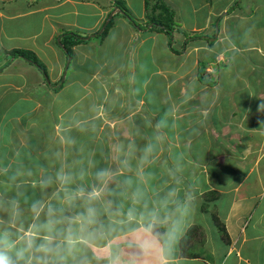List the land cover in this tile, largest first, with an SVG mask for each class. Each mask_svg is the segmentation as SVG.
Masks as SVG:
<instances>
[{"label":"crops","instance_id":"obj_1","mask_svg":"<svg viewBox=\"0 0 264 264\" xmlns=\"http://www.w3.org/2000/svg\"><path fill=\"white\" fill-rule=\"evenodd\" d=\"M163 1L173 8L177 17L182 14V1ZM188 1L190 7L185 8V14L194 16L189 30L206 32L205 36L201 41L191 44L192 37L182 36L179 26H175L173 36L175 41L183 39L184 43L180 44L183 50L173 47V50L168 51L170 42L166 34L161 33V30L143 31L141 28L149 21L148 13L157 12L152 9L153 3L147 8L145 0H0V67L5 64L0 68V135L8 134V128L11 129L9 134L13 132L19 135V125L23 131L19 136L20 142L18 138H12L0 143V234H10L16 247L21 248L26 246V234L33 232L36 236L35 245L27 253L32 258L31 264H37L36 258L41 256L47 264H56L53 259H56L54 256L57 251L47 255L35 251V247L44 242L45 237L51 239L54 249L55 243H64V254H68L69 259L76 254H83L89 256V261L97 263L96 259L91 258L98 257L94 254L102 253L99 264H110V261H115L116 264H264V109L260 110L261 105H264V91L259 94L263 103L255 106L245 103L242 105L245 109L238 114V105L233 98L228 109L216 98L219 94L217 82L212 88L205 83L203 87L194 88L195 90L185 86L186 78L190 79L191 76L202 80V63L207 66L221 56L228 59L227 54H232L231 52L257 50L263 58L260 64L258 61L257 63L264 69L263 42L257 43L255 40L247 45H226L228 40L233 43L232 34L235 30L241 32V28L231 31V19L242 17L243 24H248L250 18L255 17L253 24L258 26L263 23L257 13H264V2L246 0L242 4L243 0H240V3L234 5L237 0H226L220 5L217 3L219 0ZM203 9V16L198 18ZM129 11L133 13V19L139 23L140 28L136 29L134 22L124 13ZM110 18L114 22L102 37L100 33ZM217 19L220 26L216 28L214 20ZM255 30H259V27L252 31ZM66 33L82 38V41L71 47V57L60 43ZM257 34L258 31L254 34L256 38ZM240 40L243 42L242 35ZM147 43L150 47L146 48ZM157 44L163 46L162 53L166 55L171 53L182 57L185 53L193 52L197 56H194V69L192 67L185 71L191 75L184 76L185 73L180 74L172 66L169 69L168 65L163 71L158 69L162 78L172 79L170 82H174L175 78H185L173 89L170 83L164 90L161 88L157 97L159 102L155 106L158 108L159 104L164 105L167 97L183 107L180 109V117L175 115L172 118L170 109L165 111L166 116L172 120L169 128L177 127V137H172L171 141L176 145L167 149L177 161L175 164L168 163L170 168L167 166L165 176L162 172L163 176L158 183L156 179L159 172H155L149 182L147 180L143 184L131 176L144 170L131 167L136 166L137 161L139 164L144 161L147 164L145 169L156 171L158 167L153 161L157 159L158 149L162 150V144L170 143L165 138L159 139L161 134L154 135V125L143 121L140 118L142 113H137L142 108L144 110V106L149 110L153 109L152 99L147 96L148 82L152 80L153 74L144 77L141 89L138 88L137 79L144 70L143 66L140 67L139 59L146 49L150 48L151 63L160 62L158 57L153 56L156 47L160 46ZM16 50L31 51L44 68H40L34 59L28 60L16 55ZM203 56L212 58L202 61ZM215 75L217 77L218 72ZM202 77L213 79L206 77L205 72ZM63 91L67 95L76 94L68 105L66 103L69 99L65 100V104L57 100ZM224 91L234 95L232 89ZM194 94L199 95L202 101L193 100ZM186 95L190 98H186ZM206 95L212 98L204 101ZM44 97L47 99H43ZM49 98L51 103L57 100L60 105H55L56 114L49 110ZM187 99H190L187 103L192 102L193 105L196 102L197 106L193 105L192 110L184 108ZM214 108L219 111L232 109L230 115H226L223 129L221 125L218 126L221 116L215 111L211 115ZM36 112L52 115L54 126L47 124L40 128L37 119H33ZM30 124L32 131L27 134ZM123 124L128 125L130 132L126 136L122 131H117L121 130ZM231 127L235 133L226 135L224 130L229 131ZM36 130L41 133L43 143H46L40 149L36 143L39 141L38 136L30 139L36 135ZM194 131L197 136L209 137V142L224 137L230 146L217 152L215 156L208 155V161L200 166L197 156L193 159L186 157L193 143L183 139V133L191 134ZM98 133L104 137L106 134V139ZM168 137L169 135L166 138ZM123 145H126L127 151ZM149 148L150 151L147 150ZM236 150L237 158L235 165H232L229 159ZM146 152L148 155H145ZM132 160L135 162L130 164ZM189 163L192 165L191 169ZM214 163H219V167L223 166V173L217 174V169L212 172L211 165ZM79 168H86L87 171L81 172ZM30 171L38 172L33 176ZM78 174H88V182L81 185L79 178L73 179L76 183L68 178ZM119 174L131 181L132 187L123 190L120 186L123 184L119 182L116 188L115 181L111 180L116 176L118 178ZM53 176L64 178L56 181L51 179ZM201 177H205V180L200 184ZM172 179L174 183L170 182ZM163 180L167 182L165 186L162 184ZM107 187L111 188V193L112 190L126 193L113 203L127 201L128 206L106 205L111 203V200L105 201L110 196L105 191ZM54 189L56 192L51 194ZM43 190H49L47 194L51 195V206L64 214V220L54 218L48 211L45 212L46 216L42 214L49 219L47 230L42 226V221L36 228L35 220L38 218L33 212L36 207L34 204L39 200L37 192ZM94 192L96 195L90 196ZM85 198H102L106 203L104 207L112 210L103 219L104 222L107 218L111 219L107 227L104 225L101 230L95 231L91 226L92 222L89 223L85 216L88 207L80 205L79 210L77 204L84 202ZM197 198H200L199 202ZM135 199H140L142 208L134 205ZM186 200L192 206V211L186 218L187 232L175 242H170L165 235L172 220L168 215L175 219L178 215L177 204ZM213 216H217L224 224L227 231L225 238ZM62 221L65 226L63 235L57 230ZM154 222L160 224L162 232L158 231L159 235L153 232V239H157L159 243L155 254L146 262L132 241L135 235L142 233ZM73 224L81 226L75 234ZM39 228L43 231H37ZM201 231L206 233L203 238ZM186 235L191 238L188 239ZM58 238L62 239L58 241ZM196 238L201 239L199 243L206 248L208 257L189 250L188 246ZM213 240L221 241V246L216 245L217 243L213 246ZM109 254H112L111 259ZM10 255L15 259L14 251ZM19 264H24V261Z\"/></svg>","mask_w":264,"mask_h":264},{"label":"rangeland","instance_id":"obj_2","mask_svg":"<svg viewBox=\"0 0 264 264\" xmlns=\"http://www.w3.org/2000/svg\"><path fill=\"white\" fill-rule=\"evenodd\" d=\"M198 1L201 2V0H198ZM214 1H216V0H214ZM260 1L264 2V0H260ZM151 2H152V0H151ZM180 2L182 3V7L184 8V10H182V14H180L178 17L176 16V13H174V20L177 17V19L175 20V23H174V27L175 26H179L178 29H179V32L181 33L182 36L185 35V36H188V38L192 37L191 44H194L197 41H201L204 38L206 32H204V33L203 32H190L189 28L192 25L194 16H189V15L185 14V8L190 7L189 1L188 0H179L178 3H180ZM221 2H226V0H219L217 3L220 4ZM245 2H246V0H243L242 4H244ZM238 3H240V0H237L234 5H236ZM165 4L167 6H169L167 3H165ZM220 5H217V7H219ZM120 7L122 8V5ZM170 9L173 10V8H170ZM232 10H233V8H231V12H232ZM202 13H204V9L199 12L200 16L198 18L203 16ZM121 14H123L122 11H121ZM129 14L133 18L134 15H133V13L131 11H129ZM263 14L264 13H257V17L260 18V19L262 18V20H263L262 21L263 23L259 24L258 26L253 24V22L255 20V17L250 18L251 20L249 21L248 24H243V18L242 17H240L239 19L237 17H233V19H231V21H230V23L232 24V25H230L231 31H234V29H240L241 28V32H239L238 30H235V32H233V34H232V37H234L233 43H232V41L230 42L228 40L226 45H229V44L230 45H236L234 43H237L238 45H241L242 43H244L243 45H247L249 43H252L255 40H256L257 43L260 41V42H263V44H264V15ZM185 15H187V16H185ZM183 19H184V23H183ZM215 21H216V23H215ZM175 24H177V25H175ZM214 24H215L216 28L218 26H220L219 25V20L218 19L214 20ZM181 25L183 26V28H180ZM153 26L154 25L151 22V18H150L146 25H143L141 27L139 25V23H138V26L136 25L135 28L138 29V28L141 27L143 31H145V30L148 31ZM184 26H186V28H184ZM159 27L161 28V26H156L155 30H159L160 31ZM258 27H259V30L252 31L253 29H256ZM175 31L176 30H174L172 32V36L175 35ZM257 31H258V34H257V38H256L254 34ZM161 33L166 34L169 37V42L171 41L170 39H172V45L170 46L171 43H169L168 51H170V49L173 50V47H175V49H178L180 51L183 50L182 47L180 46L181 42H183L182 38H180V42L178 40L175 41V39L173 40V38H171L167 34L165 29H162ZM241 35L243 37V42H241V40H240V36ZM212 38H213V36H212ZM158 41L160 43H162L161 40H158ZM157 45H160V44H157ZM147 47H150L149 43H147L146 48ZM162 48H163V46L160 45V46L156 47V49L153 52V56H155L156 58L158 57V60L160 61L158 64L155 63V62L151 63V61L149 59L150 56H151L150 55V48L146 49L145 54L141 55L140 59H139L140 67L143 66L144 70L142 71V73L140 75V78L137 79V83H139L138 84V88L141 89L142 88V82L145 80V78H147L149 75H151V73L153 74L152 80H149L148 87H147V89H148V95L147 96L152 99L153 109L149 110L146 106H144V110L142 108V111L139 110L137 113H142L140 115V118H142L143 121L146 120V122L148 124L154 125V129L156 130V131H154V135L156 133L157 134H161L160 135L161 137H159V139L162 140V139L165 138V140H169L170 141V143L166 142V144H164V145L162 144V150L158 149L159 150L158 154H156L157 155V157H156L157 159H154V161H153V164H155L156 168L158 167L156 169V171L150 172V170H149L150 168L145 169L147 164L144 163V161H141L140 164L138 163L139 161H137L136 166L131 167V168H135L136 170L140 167L139 171L140 170H144L142 173H139V174H135V175L131 174L132 175L131 177H133V179H137L139 181H142L143 184H145V182L147 180H148L147 182H149L150 177H152V175L155 172H157V173L159 172L158 177L156 179V183H158L161 180L162 176H163L162 172L164 173V176L166 175L168 163L171 162V164H175V162L177 161V158L171 153V151L170 152L168 151L170 148H172V147H174L176 145V143H171V141H173L172 140L173 138L177 137L176 136V130H177L176 128L177 127L175 126L172 129L169 128L170 127L169 123L172 122V120L166 116L165 111H168V109H170V112L173 113L172 114V118H175V117H173L175 115L180 117V115H182L181 112H180V109L182 110L183 107L180 106L179 102L177 103L175 100H170L167 97H166L164 105H162L163 107L161 106V104H159L158 108H156L155 106L158 105L159 101H158L157 97H159L158 94L161 91V88H162V90H164L167 87L168 83H170L171 84L170 86L173 89V88H175L176 84L179 81L182 82V81H184L185 78L183 80H178V79L175 78L174 82H170L172 79H170V77H168L166 79L162 78V74L158 72V69L162 70V69H164L165 66L168 65L169 69L172 66L173 67L172 69L179 70L180 74L185 73L184 76L191 75V74H186V72L192 69V67L194 66V56H197V53H193V52L189 53V54L185 53L187 56L185 54H183L182 57H178V56L176 57L175 55H173L171 53L169 55H166L165 53H162V51L164 50ZM157 50H160V52L158 53ZM235 51H237V49H235ZM207 53L210 54V52H207ZM231 53L232 54H227V55H229L228 59L225 58L226 56H224V58H222V56H221V57H217V60L215 59V60L211 61L205 67V76L208 77V78L212 77L214 81L216 80V82H217L216 88L219 90V94L216 96V98L220 99L221 104H224V107L228 109L229 108L228 106H230V103H232V101H230V100L233 98L234 99V103L238 105L237 109H236L237 113L240 114L242 109L243 110L245 109V108H242L243 107L242 105H244L245 103H250L253 106L263 103L259 99L260 92L264 91V83L261 81V80L264 81V69L260 68V66H259L260 62L263 61V58L258 53L257 50H252V51L251 50H247V51L242 52V53H239V52H234V53L231 52ZM159 54H160V56H158ZM204 54H206V53H204ZM203 58L204 59H202V61L203 60H207L208 61L209 58H212V57L203 56ZM2 61H4V60H2ZM257 61L259 62V64L257 63ZM193 69H194V67H193ZM217 72H218V76L216 77L215 74ZM170 76L172 77L173 75H170ZM197 79L194 78V76H191L190 79L186 78V80H185V84L186 85L185 86H187V87L190 86L189 88H191V89L203 87L204 81L199 80V79L197 80ZM208 87L212 88L214 86H208ZM226 89H232L233 92H234V95L232 96V95L226 93L224 91ZM138 92L141 93V90L140 91L138 90ZM75 96H76V94H74V93L73 94L71 93L70 95H67L66 91H63V92H61V94H60V96L58 97L57 100H60V102L62 104H65V100L69 99L68 102L66 103L68 105L74 100ZM186 98H190V96L186 95ZM191 98H192V95H191ZM211 98H212V96L206 95L204 97V101H206L208 99H211ZM43 99L46 100L47 98L44 97ZM57 100H54V102L51 103V100L49 98L48 101H47L49 103V105H50L49 110H51L55 114H56L55 105L60 106L59 103L57 102ZM188 100H190V99L186 100V104L184 105V108L192 110V109H194L193 105H195V107H196L197 106L196 102H199L198 100H201V99L199 98V95H195L194 94L193 95V100H196V102L193 103V105H192V102L187 103ZM227 109L219 111L218 108H217V110H215V108H214L212 113H211V115L213 116L214 115L213 113L215 111L217 114H219L221 116V119L219 120L220 122L218 123V126L221 125V129H223V126L226 124V120H227L226 119V115L230 111L232 112V109L230 111H226ZM230 113H229V115H230ZM30 115H31V113H30ZM164 116H166L167 120L164 119ZM0 118H1V116H0ZM33 119H37V121L40 123V128H44L42 125H47V124H51L52 126H54L52 124V119H53L52 115H49V114H47L45 112H42V113L41 112H36L34 114V116H33ZM141 124H144V123L142 122ZM127 127H128V125L123 124V126L121 127V130L118 129L117 131H122L121 133L126 136V135H128V132H129ZM10 130L11 129L8 128V134L2 133L3 136L0 135V143L7 142V141L11 140L12 138H14V139L18 138V142H20L21 138L19 136L22 135V133H23L22 127L20 125L17 127V131H19V135L18 134L15 135L13 132L9 134ZM37 130L35 132L36 135H33L30 139L35 138V137L38 136V140L39 141H36V143H37V146H38L37 148L40 149L39 147H45L46 143H43L44 140L41 137V133L38 132ZM31 131H32V127H31V124H30L27 127V134L31 133ZM224 131H225L226 135H231V134L235 133L233 127H231V129L229 131L227 129H225ZM98 135L104 137L103 134L101 135V134L98 133ZM168 135H169L168 138H171V139L166 138ZM183 135H184L183 139L189 140V141H191V143H193L192 144L193 147L188 151L186 157H188L190 159H193L194 157L197 156L198 160H199V163H200L199 164L200 166H201V164L206 163L208 161L206 159L208 155L209 156H215L217 152L223 151L224 148H227V147L230 146V145H228V142H227L228 140H225L224 137H222L223 139L211 140L209 142V137H207L205 135L204 136L203 135H198L197 136L196 135V131H194V133H191V134L183 133ZM186 135H189V136H192V137H189V136H186ZM256 135H259V134H256ZM133 137H135V136H133ZM104 138L106 139V134H105ZM156 138H158V137H156ZM107 143L109 144L108 141H107ZM160 144L161 143H159V145ZM128 146L130 148V145H128ZM123 147L126 148V145H123ZM113 148H114V145H113ZM132 148H133V146H132ZM163 149H166V150H163ZM126 151H127V148H126ZM237 154H238V151L237 150L234 151V154H233L234 158L230 157V159H229V163H231L232 165H235V159L237 158L235 155H237ZM145 155H148V152H146ZM145 155H143V156H145ZM85 156H87V154H85ZM59 159L64 162V160H62L61 158H59ZM65 161L67 162V159H65ZM97 162H99V161H97ZM133 162H135V160H132V162L130 164H132ZM166 163H167V165L165 166ZM160 166H162L163 168L160 167ZM211 166H212V172L215 169H217V174L221 173L223 171V166L221 165L219 167V163H214ZM95 168H99V167H95ZM189 168L190 169L192 168L191 163H189ZM78 170L81 171V172L87 171L86 168H79ZM158 170H160V171H158ZM146 171L149 172V173H147ZM37 172L38 171H34V172L30 171V173L33 176ZM69 172H71V171L69 170ZM55 174L57 175L58 172H56ZM170 174L173 175V173L171 171H170ZM88 176H89L88 174H78V175H74V176H69L68 178L71 179V180L79 178L78 182L81 183V185H83L84 182H86V181L88 182V179H87ZM119 176H120V174H119ZM119 176H118V178H117V176H116V178L113 177V180H111V181H115L114 183L116 185V188H117V183H119V182H121L123 184V185H120L123 188V190H125L126 188L132 187V182L131 181H127L122 176H120V177ZM61 178L63 179L64 176H53V178H51V179H56V181H58ZM173 180L174 179H172L170 182L174 183ZM204 180H205V177H201V179L199 180V183L200 184L204 183ZM73 182H75V181L73 180ZM42 184L43 183H40V185H42ZM127 184H128V186H127ZM162 184L165 186L167 184V182L165 180H163ZM160 185L161 184H158V186H160ZM25 187H27V186H25ZM110 189H111L110 187H107L105 189V191H108L106 193H108V195H110L107 199H105V201L111 200V203L108 202L106 204L105 201L102 198H100V199L99 198H95V199H91V200L90 199L87 200L85 198L84 202H82V203L78 202L77 203L79 210L81 209L80 205L87 206L88 210L89 209L92 210V216H91L92 224H91V226L94 227L95 231L101 230L102 226L106 225V227H107V225L110 224L109 223V221H111L110 218H107L105 222L103 220L104 216H106L109 213H112V210L110 208L106 209L107 207H104L105 204L108 205V206L110 204H111V206L112 205H114V206L121 205V206H125V207L128 206V202L127 201H125V202L117 201V202L113 203L115 200L121 199L123 197L122 195H125L126 193L125 194H121V192L116 193L115 190H112V193H111ZM49 190H47V191L43 190V191L37 192L39 194V200L36 202L37 204H34V206H36L35 209L33 208V212L38 218L37 220H35L36 228H37V224L42 221V222H44L42 224V226L44 227V229L47 230L46 226H49V223L47 222L49 219L47 218L48 219L47 220L44 217V216H46L45 215L46 211H48L49 215L54 216V218H58V219L64 220V214L59 213L58 210L56 211L54 209V207H52L53 205L51 206V201H52V200H50L51 199L50 198L51 195L47 194ZM55 192H56V189L52 190L51 194H53ZM47 195L49 197H46L44 199V196H47ZM202 198L203 197H201V199ZM222 200H224V199H222ZM197 201L199 202L200 198H197ZM133 203H134L135 206H137L139 208H142V204H141L140 199H135ZM57 204H58V202H57ZM59 211H61V210H59ZM207 213H208V211H207ZM42 214H44V216H42ZM55 215H56V217H55ZM85 216L88 217V212L87 213L85 212ZM168 218H172L173 219V217H171L170 215H168ZM60 223H62V224H60ZM60 223L57 226V230H58V233H62V235H63V233L65 231L64 230L65 226H64V222L63 221L60 222ZM84 223H86V222H84ZM155 223L156 222H154V224H152V225H154L153 232L156 233V235H159V233H161L162 230L160 231V224L159 223L155 224ZM72 226H73V234L77 233L78 232V228L81 227V226H77V225H74V224ZM39 230L43 231L40 228L37 229V231H39ZM106 231H107V229H106ZM158 231H159V233H158ZM106 233H108V231ZM200 234L202 235L201 238H203V236H206V233H204L202 231L200 232ZM209 234L210 233H208V235ZM220 235H221V232H220ZM185 237H188V235H186ZM61 239L62 238H58V241H60ZM204 239L206 240V237H204ZM210 239H211V237H210ZM199 240L201 241L200 238H196L195 240H193L194 243L192 245L188 246L189 250L198 252V253L202 254L204 257H208L209 253H207V250H206V248L204 246L202 247L200 245ZM106 241H107V237L105 239V242ZM215 243H217L216 245H218V246H221V244H222L221 241L216 242L215 240H213L212 241V245L214 246ZM55 244L56 245L54 247L57 249V254L54 256V257H56V259H53V260H55L56 264H59V263L68 264L70 262H72V264H99L98 261L102 258V253H100V254H97V255L94 254V256H98V257L91 258V259H96L97 263L89 261L90 260L89 256H84L83 254H76V255L73 256V258L69 259L68 254L67 255L64 254L65 253L64 252V248H65L64 247V243L61 242V244H60V242H59V243H55ZM66 257H68V258H66ZM90 257H93V256H90ZM108 257L111 259L112 258V254H109ZM80 258H87V260H83V259H80ZM66 259H67V261H65ZM75 260H77L78 262L75 263L74 262ZM84 261H87V262H84Z\"/></svg>","mask_w":264,"mask_h":264},{"label":"clouds","instance_id":"obj_3","mask_svg":"<svg viewBox=\"0 0 264 264\" xmlns=\"http://www.w3.org/2000/svg\"><path fill=\"white\" fill-rule=\"evenodd\" d=\"M264 109V105H261L260 110ZM150 151V148L147 149ZM100 175H103L101 173ZM96 193L90 194V196H95ZM192 211V206L190 201H185L184 203L177 204L176 212L178 213L175 219L171 220L170 226L166 229L165 235L167 240L170 242H175L187 232L186 227V218L189 216ZM92 210H88V222L91 223ZM47 227V226H46ZM153 227L154 225L150 224L147 228L144 229L142 233L135 235L133 237V243L138 248L140 254L145 258V261H148V258L153 256L156 252V245L159 243L157 239H153ZM26 246L17 248L15 242L10 238V234L4 233L0 234V264H19L20 261H24V264H31L32 258L27 256L34 245L36 236L33 232L26 234ZM51 239L48 237L44 238V242L40 243L35 247V251L39 253H44L45 255L57 251L51 246ZM15 253V259H13L12 253ZM37 264H47V261L43 256L37 257ZM110 264H116L115 261H110Z\"/></svg>","mask_w":264,"mask_h":264},{"label":"trees","instance_id":"obj_4","mask_svg":"<svg viewBox=\"0 0 264 264\" xmlns=\"http://www.w3.org/2000/svg\"><path fill=\"white\" fill-rule=\"evenodd\" d=\"M153 3L152 9L153 11H157L156 14L153 13H148L149 19L151 18V22L153 23V27L151 29H155L156 26H161L162 29H165L167 34L174 39V36H172V32L175 30L174 27V12L172 9H170L169 6H167L165 4V2L163 0H146V5L147 8H149V6ZM125 10V9H123ZM149 10V9H148ZM162 10V11H161ZM127 11V10H125ZM125 14L134 22L135 26L138 24L134 21V19L131 17V15L128 12H125ZM114 20L113 18L109 20V22L104 26L102 32L100 33V36H105L106 33L108 32L109 28L112 26ZM163 26V27H162ZM160 28V27H159ZM160 28V30H162ZM170 46L172 45V39H170ZM82 41V38L76 34H72V33H66L62 36L61 38V45L64 47V49L67 51V55L68 56H72V50L71 47L76 43V42H80ZM16 55H20L28 60H32L34 59L36 61V64L40 67V68H44V65L41 64L35 56V54H33L31 51H26V50H16L15 51ZM5 64H3V66H1L0 68L2 69L4 67ZM205 67L206 65H204L202 63L201 68H200V73L203 76V73L205 72ZM201 76L202 81H204V83L206 85L209 86H213L216 83V80L214 81L213 79H206L204 77ZM61 85V84H60ZM214 220L218 226V228L221 230L222 232V237L225 238V236L227 235V231L226 228L224 226L223 223H221V220L217 217V216H213ZM191 237H188V239H190ZM187 239V238H186Z\"/></svg>","mask_w":264,"mask_h":264},{"label":"water","instance_id":"obj_5","mask_svg":"<svg viewBox=\"0 0 264 264\" xmlns=\"http://www.w3.org/2000/svg\"><path fill=\"white\" fill-rule=\"evenodd\" d=\"M111 19V18H110ZM108 23V22H107Z\"/></svg>","mask_w":264,"mask_h":264}]
</instances>
